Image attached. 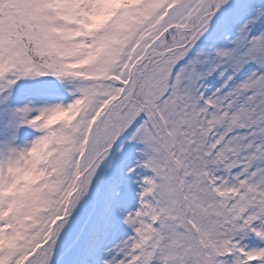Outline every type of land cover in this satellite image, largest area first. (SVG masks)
I'll use <instances>...</instances> for the list:
<instances>
[{"label": "snow or ice", "instance_id": "1", "mask_svg": "<svg viewBox=\"0 0 264 264\" xmlns=\"http://www.w3.org/2000/svg\"><path fill=\"white\" fill-rule=\"evenodd\" d=\"M0 264H264V0H0Z\"/></svg>", "mask_w": 264, "mask_h": 264}]
</instances>
